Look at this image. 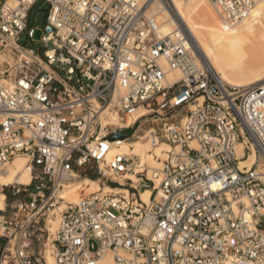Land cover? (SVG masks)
<instances>
[{"label": "built area", "instance_id": "obj_1", "mask_svg": "<svg viewBox=\"0 0 264 264\" xmlns=\"http://www.w3.org/2000/svg\"><path fill=\"white\" fill-rule=\"evenodd\" d=\"M39 1L0 0V172L24 156L32 178L5 186L0 264H49L47 248L54 264H98L106 251L113 264H264V82L223 83L185 32L159 35L150 0H42L38 40ZM210 1L235 27L262 0ZM140 107L151 113L112 124ZM131 139L172 150L158 168L108 159ZM88 171L100 189L59 212Z\"/></svg>", "mask_w": 264, "mask_h": 264}, {"label": "bare ground", "instance_id": "obj_2", "mask_svg": "<svg viewBox=\"0 0 264 264\" xmlns=\"http://www.w3.org/2000/svg\"><path fill=\"white\" fill-rule=\"evenodd\" d=\"M168 2L169 4L165 0L148 2L149 14H153L152 17L157 19L160 36L175 38L179 31L185 28L193 42V47L198 52L199 62L207 64L219 79L229 86L247 89L264 81V68L257 67L264 60V0L254 7L251 16L235 27H227L222 22L210 0H169ZM149 113H151L149 109L140 107L129 113L126 120L114 121L112 124L131 127L138 118L145 117ZM106 122L103 120L104 125H108ZM153 130L148 131L147 134ZM243 147L242 143L237 146L239 157L243 156ZM171 150L167 143L151 147L146 140L122 141L118 146L112 145L108 159L116 154L125 153L138 157L142 164L147 163L151 168H158L162 166L160 160L164 161ZM254 158V154H251L248 160L240 161V168L250 167ZM27 162L26 157L17 156L4 172H0V185L30 184L32 178ZM101 167L104 169L105 166ZM127 177L133 179L135 183L139 181L134 174ZM121 180L124 182L123 179ZM97 181L87 178L83 184L73 181L74 184L65 187L61 194L64 202L60 204L59 212L67 208L68 204L74 205L79 202V191L85 189L84 185L89 194L98 191L100 184ZM105 189L109 191L112 188L106 186ZM151 194V190L142 191V199L146 203L149 202ZM5 200L6 196L0 193V210L4 209ZM59 218L58 216L48 220V227L52 233L58 228ZM47 254L49 264H54V257L49 248ZM98 264H113L112 252L102 253Z\"/></svg>", "mask_w": 264, "mask_h": 264}, {"label": "rangeland", "instance_id": "obj_3", "mask_svg": "<svg viewBox=\"0 0 264 264\" xmlns=\"http://www.w3.org/2000/svg\"><path fill=\"white\" fill-rule=\"evenodd\" d=\"M167 3L169 4V2H167ZM46 11H47V5H43L42 4V0H40L37 4H35L32 12H31L30 19H29V27H36L37 28L36 39H38V40H40L42 38V35H43V26H44V22H45ZM183 29L184 30H181V31H183L187 35H189L188 32H187V30L185 28H183ZM23 42L25 44H27L29 41H27L25 38H23ZM246 44H248V43L246 42ZM33 45H37L39 48H43V45L40 42H37V43H35ZM257 67L264 68V60ZM141 124H142V126H144L143 128H145V125H146L147 128L149 129L151 127V120L149 119V121H147V123L145 121H142ZM131 130H127L126 133H125V135L129 134ZM133 131H134V129H133ZM135 141H139V140L131 139L129 142H135ZM160 161L163 163V160H160ZM89 173H91L92 175H94L96 177V179L93 180V181H97V175H96V173L94 171H92V172L91 171H88L87 173H81L80 177L77 179L78 181H75L74 183L81 182L83 184L85 179H87V178L90 179L89 176H88ZM97 182H99V181H97ZM74 183H72V184H74ZM9 185H11V184H9ZM1 186H4L3 187L4 188V191H1ZM5 186H8V185H0V193L1 194H4V195L10 192V187H5ZM84 187H85L86 190L85 189H81L79 191V193H80V199H81L82 196L89 195L88 189L86 188L85 185H84ZM80 199H78V201ZM5 205H6V200H5ZM4 209H5V206H4ZM0 220H1V214H0ZM2 242H3V239L0 238V243H2Z\"/></svg>", "mask_w": 264, "mask_h": 264}, {"label": "water", "instance_id": "obj_4", "mask_svg": "<svg viewBox=\"0 0 264 264\" xmlns=\"http://www.w3.org/2000/svg\"><path fill=\"white\" fill-rule=\"evenodd\" d=\"M133 132H134V131L131 130L130 133L127 134V135H125V134H117V135H114V136L112 137V139L115 140V139H118V138H126V137H128V136H131V135L133 134Z\"/></svg>", "mask_w": 264, "mask_h": 264}, {"label": "trees", "instance_id": "obj_5", "mask_svg": "<svg viewBox=\"0 0 264 264\" xmlns=\"http://www.w3.org/2000/svg\"><path fill=\"white\" fill-rule=\"evenodd\" d=\"M45 16H46V15H45ZM32 46H34V45H32ZM88 176H89L90 179H93V180L96 179V177H95L94 175H92L91 173H89Z\"/></svg>", "mask_w": 264, "mask_h": 264}, {"label": "crops", "instance_id": "obj_6", "mask_svg": "<svg viewBox=\"0 0 264 264\" xmlns=\"http://www.w3.org/2000/svg\"><path fill=\"white\" fill-rule=\"evenodd\" d=\"M35 49L39 50L40 48L37 45L33 46ZM93 180V179H92Z\"/></svg>", "mask_w": 264, "mask_h": 264}]
</instances>
